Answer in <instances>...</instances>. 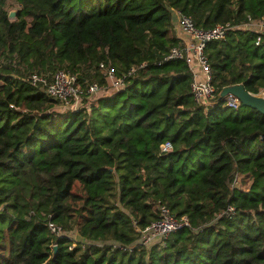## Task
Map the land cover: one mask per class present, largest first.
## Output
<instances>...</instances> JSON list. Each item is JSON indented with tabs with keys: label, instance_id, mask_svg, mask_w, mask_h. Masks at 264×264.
Wrapping results in <instances>:
<instances>
[{
	"label": "trees",
	"instance_id": "obj_1",
	"mask_svg": "<svg viewBox=\"0 0 264 264\" xmlns=\"http://www.w3.org/2000/svg\"><path fill=\"white\" fill-rule=\"evenodd\" d=\"M7 1L0 264H264V115L225 107L218 95L233 85L264 88V34L241 27L264 14V0H13L15 19ZM172 8L202 28L236 26L206 43L217 94L207 108L193 99L184 61L158 64L181 43ZM100 64L124 86L75 110L57 109L28 81L62 69L81 86L107 87ZM165 141L172 149L161 152ZM158 204L190 226L145 247L133 222L157 219ZM72 229L82 242L67 235Z\"/></svg>",
	"mask_w": 264,
	"mask_h": 264
},
{
	"label": "built area",
	"instance_id": "obj_2",
	"mask_svg": "<svg viewBox=\"0 0 264 264\" xmlns=\"http://www.w3.org/2000/svg\"><path fill=\"white\" fill-rule=\"evenodd\" d=\"M171 12L174 30L178 28L185 38H179L181 43L172 46L158 61V64L170 60L184 61L192 77L190 87L193 99L197 104L207 108L217 101V94L212 83V72L205 53L206 43L223 39L236 26L230 22H226L216 24L211 28H202L197 26L190 16L184 15L179 10L172 8ZM254 23L264 31V14L256 20H250L241 27L249 29L247 26ZM257 33L263 34L261 32ZM260 40L261 37L257 36L255 43L259 44ZM100 67L103 69L107 87L101 86L97 82L81 86L77 82L76 75L62 69L56 70L50 77L38 74L37 72L31 73L28 76V81L31 85L40 88L47 96L58 100L59 107L75 110L81 107L78 104H80L84 96H93L107 88L119 89L124 86V77L117 76L114 68L109 65L105 66L104 64H100ZM132 71H134V68H131L128 73ZM220 92L218 93L219 99L222 100L225 107L231 109L239 108L241 102L235 94L226 93L225 95H220ZM254 95L264 98V88H261ZM171 149L172 145L170 141H165L160 145L161 152H168ZM238 182L239 176L235 175L233 184L235 185ZM156 211L157 219L143 227L138 222H133L134 230L139 234L138 243L145 247L163 244L170 233L190 226L186 215L176 216L164 204H158ZM232 211L233 208L229 206L227 213ZM48 226L55 235L64 234L60 226H56L52 222H49Z\"/></svg>",
	"mask_w": 264,
	"mask_h": 264
},
{
	"label": "water",
	"instance_id": "obj_3",
	"mask_svg": "<svg viewBox=\"0 0 264 264\" xmlns=\"http://www.w3.org/2000/svg\"><path fill=\"white\" fill-rule=\"evenodd\" d=\"M14 16L15 11H10L8 13L9 19L13 18ZM226 93L235 94L239 98L242 105L256 109L258 112L264 115V98L246 91L242 85L227 86L221 90L220 95H225ZM52 249V254L54 255L57 246L54 245Z\"/></svg>",
	"mask_w": 264,
	"mask_h": 264
},
{
	"label": "rangeland",
	"instance_id": "obj_4",
	"mask_svg": "<svg viewBox=\"0 0 264 264\" xmlns=\"http://www.w3.org/2000/svg\"><path fill=\"white\" fill-rule=\"evenodd\" d=\"M19 8H20V6L17 5V3H16L15 1H13V0H8V1H7L6 9L9 10V12H10V11H15V16H14L13 18H11V19H15V17H16V13H17V10H18ZM174 31H175V30H174ZM109 89H110V88H108V90H109ZM103 91H105V90H102V91L98 92L97 94H95V95H93V96H84V97L82 98L80 104H78V106H82V105L88 106V102H89L90 100L96 98L97 96L102 95V94H103ZM57 109H59V110L61 109V110H63V111L66 110V108L59 107V105L57 106ZM249 181H250V180H249ZM249 181L247 180V181H245V182H241V184H242V183H249ZM246 186H247V184H246ZM75 217H76V219L78 218L77 214L74 213V219H75ZM67 235L70 236L72 239L78 241V242H82V240H83V239H82V238L76 233L75 229H72L71 231H68V232H67Z\"/></svg>",
	"mask_w": 264,
	"mask_h": 264
},
{
	"label": "crops",
	"instance_id": "obj_5",
	"mask_svg": "<svg viewBox=\"0 0 264 264\" xmlns=\"http://www.w3.org/2000/svg\"><path fill=\"white\" fill-rule=\"evenodd\" d=\"M247 28H249V29H251V30H253L255 32H261V33L264 34V31L261 30L260 28H258L257 24H255V23L254 24H250L249 26H247ZM175 34L180 39H184L185 38L178 28L175 29ZM109 90H111V89H109ZM109 90H108V88L105 89V91H103V94L109 93Z\"/></svg>",
	"mask_w": 264,
	"mask_h": 264
}]
</instances>
